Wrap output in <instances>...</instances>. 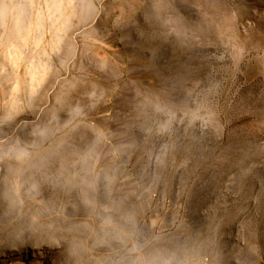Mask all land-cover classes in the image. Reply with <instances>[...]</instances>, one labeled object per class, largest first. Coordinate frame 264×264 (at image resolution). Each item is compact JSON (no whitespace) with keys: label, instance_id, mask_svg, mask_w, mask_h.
I'll return each instance as SVG.
<instances>
[{"label":"rangeland","instance_id":"obj_1","mask_svg":"<svg viewBox=\"0 0 264 264\" xmlns=\"http://www.w3.org/2000/svg\"><path fill=\"white\" fill-rule=\"evenodd\" d=\"M0 264H264V0H0Z\"/></svg>","mask_w":264,"mask_h":264},{"label":"clouds","instance_id":"obj_2","mask_svg":"<svg viewBox=\"0 0 264 264\" xmlns=\"http://www.w3.org/2000/svg\"><path fill=\"white\" fill-rule=\"evenodd\" d=\"M42 227H51V225L49 224L47 218H39L37 221Z\"/></svg>","mask_w":264,"mask_h":264}]
</instances>
